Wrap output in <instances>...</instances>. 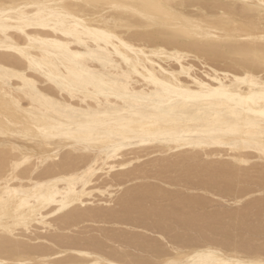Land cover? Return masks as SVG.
I'll return each instance as SVG.
<instances>
[{
	"label": "snow or ice",
	"instance_id": "snow-or-ice-1",
	"mask_svg": "<svg viewBox=\"0 0 264 264\" xmlns=\"http://www.w3.org/2000/svg\"><path fill=\"white\" fill-rule=\"evenodd\" d=\"M186 9H193L192 15L197 18L181 16L180 13ZM65 10L75 11V14L84 16L88 24L105 29L99 33L106 46L101 49L105 56L99 62L105 67L111 65L116 70L117 79L108 81L102 70L93 73L103 89L92 93L89 86L87 93H92L97 99L114 95L117 99L127 100L130 97L137 100L143 97L141 102L151 101V96L131 92L125 81L130 79V72H135L143 62H151L150 57L165 55L162 49L155 46L157 43L177 40L201 49L197 55L205 63L217 59L229 65L238 76L244 77L237 83L256 82L253 76L245 73L259 71L258 84L264 90V0H192L191 3L179 0L177 3L169 0H86L79 4L0 0V50L13 44L9 40L10 31L22 33L28 44L24 47L12 46L11 50L35 63L29 56L28 48L37 38L29 35L27 29L53 24L62 18ZM79 24L83 25L84 21H79ZM145 53L148 55L145 56ZM0 55L6 56L7 52L0 51ZM115 57L120 58V64L115 62ZM122 65H127L129 72H124ZM136 74L139 75L138 72ZM169 76L171 80L167 83L154 77L153 82L158 86L157 95L161 89L170 94L166 98V106L161 103L158 110L163 111L165 119L174 126L163 127L157 118L155 123L137 127L134 121L123 119L116 121L119 134L116 131H105L103 134L104 155L107 157L105 164L116 159L118 154L120 157V170H111L112 177L128 174L126 180H114L115 187L102 193L106 203L101 202L96 207L95 200H92L90 205L80 208V198L91 194L77 193L59 202L55 210H50L53 219L45 220L35 211L26 218L13 217L8 210L9 200L0 198V264H92L71 256L63 246L57 247L59 240L55 239L52 247L60 258H26L16 251L30 239L26 233L33 231V223L43 224L50 238L71 237L85 230L84 224L65 220L69 213L77 211L106 217L102 223H97L96 228L87 230L99 239L106 238L115 254L95 264H187L183 259V246L178 240H172L168 231H145L139 224L108 218L113 214L137 219L155 217L177 233L192 227L218 229L227 234L232 254L239 255V259H212L210 264H264V135L258 143L251 144L254 154L250 156L238 152V143H229L228 146L236 150L232 153L236 156L235 162L229 161L228 170H218L215 165L221 162L198 149L208 143L225 142V138L207 130L183 131L179 118L195 103L227 95L228 90L223 85L211 89L197 81L200 91H185L183 86L175 83L174 74L169 73ZM7 81L8 74L0 73V86L6 88ZM87 93L81 89L85 99ZM67 111L71 113L74 110L68 108ZM112 111L120 115L118 110ZM99 113L109 115L102 100L100 107L80 113L79 119L69 127L59 129L61 139L58 142L50 139L47 126L37 128L33 125L24 129L0 127V186H6L18 176L17 169L21 165H25L28 171H32L34 166L37 170L34 174L39 175L46 168L70 164L79 154L101 147L97 143L100 129L110 125L100 124ZM261 123L264 126V121ZM14 136L31 141L33 149L19 147L11 139ZM65 144L67 151L62 150ZM157 144L160 146H155ZM182 146L197 151L184 156L180 150ZM245 146H249L248 141ZM148 152L152 155L149 156ZM41 164L45 168H41ZM109 170L107 167L103 169ZM165 176L172 178L165 179ZM201 181L219 189L204 208L194 203L197 200L195 195H187ZM233 191L237 194L230 195ZM69 200L76 205L75 208H68ZM48 202L55 201L50 199ZM106 230L112 235L105 237ZM153 243L167 246L170 251L165 255H153L150 251ZM257 244L259 257L249 251L254 250ZM209 255L217 257L222 253L210 251Z\"/></svg>",
	"mask_w": 264,
	"mask_h": 264
},
{
	"label": "bare ground",
	"instance_id": "bare-ground-1",
	"mask_svg": "<svg viewBox=\"0 0 264 264\" xmlns=\"http://www.w3.org/2000/svg\"><path fill=\"white\" fill-rule=\"evenodd\" d=\"M3 2H12V0H3ZM14 2H21V0H14ZM47 2L79 4L85 3L86 0H47ZM169 2L177 3L178 0H169ZM179 2L191 3L192 0H179ZM202 2H208V0H202ZM192 12L193 9H186L180 15L196 19ZM79 21H84V24H79ZM104 31L103 27L88 24L84 16L75 14V11L65 10L62 18L55 23L27 29L29 35L37 38L31 42L32 47L28 48L29 56L35 63H30L28 59L11 50L12 46L24 47L28 44L27 38L22 33L10 31L9 40L13 44L0 50L7 52L6 56L0 55V73L8 74L6 88L0 86V127L24 129L33 125L37 128L47 126L50 139L58 142L61 139L58 130L69 127L79 119L80 113L100 107V100L103 101L105 111L109 115L99 113L98 121L100 124L110 125L109 128L100 129V139L97 143L101 147L92 152L79 154L78 158L70 164L46 168L39 175L34 174L37 171L34 166L32 171H28L25 165H21V168L17 169L19 175L13 177L6 186H0V198L9 200L8 210L13 217L26 218L35 211L41 218L52 220L50 210H55L59 202L77 193L91 194L80 198V208L90 205L92 200H95L96 207H99L101 202L106 203V199L101 197L102 193L107 192L108 187L115 185L114 180H126L128 174L118 175L107 182L104 181L102 185L93 184V180L98 177L94 178L97 172L108 174L111 170H120L119 159H117L119 154L116 159L105 164L107 157L104 155V132L116 131L119 134V125L116 121L123 119L134 121L137 127L155 123L157 118L163 127L174 126L171 121L165 119L163 111L158 110L161 103L166 106V98L170 94L161 89L160 94L157 95L158 86L153 82V77L155 80L167 83L171 80L169 73H172L175 75V83L183 86L185 91H200L197 81L208 85L211 89L223 85L228 90L227 95L195 103L179 118L183 131L207 130L225 138V142L208 143L198 149L222 159L221 163L215 165L218 170H228L229 161L235 162L236 156L232 153L236 150L229 147V143H238L240 145L238 152L250 156L254 154L251 144L258 143L264 135V126L261 123L264 121V116H261V113H264V90L258 84L259 71L245 73V75L253 76L256 82L237 83L244 80L243 76H238L237 71L217 59L203 62L197 55L201 49L191 47L181 40L157 43L155 46L162 49L165 55L150 57L151 62H143L135 72H130V79L125 81L131 92L151 96V101L141 102L143 97L137 100H132L130 97L127 100L117 99L114 95L100 96L97 99L92 93L101 91L103 85L92 74L102 70L108 81L114 82L117 79L116 70L111 65L105 67L99 62L105 56L101 49L106 46L103 44V37L99 35ZM21 40L24 41L23 44ZM147 55L148 53H145V56ZM115 62L120 64V58L115 57ZM122 68L124 72H129L127 65H122ZM137 72L139 75L136 74ZM120 75L123 76V73ZM89 86L92 88V93H87ZM81 89L87 93V99L81 95ZM68 108L74 111L69 113ZM114 109L118 110L120 115L112 111ZM11 139L17 142L19 147L30 151L34 147L31 141L24 140L22 137L14 136ZM246 141L249 142V146H245ZM157 146L160 145L157 144ZM52 150L55 151V148ZM62 150H68L66 144ZM124 150L121 149V151ZM180 150L184 156L197 151L195 148L184 146ZM105 167L110 170L103 171ZM41 168H45V165L41 164ZM169 178L172 177L165 176V179ZM196 188L213 196L219 191L215 185L204 181L199 182ZM190 192L193 193L192 190ZM229 194L237 193L233 191ZM96 195L100 197L94 199ZM195 196L197 197L195 204L201 208L208 206L211 197ZM50 199L55 202L49 203ZM75 207L76 205L69 200L68 208ZM105 218L103 215L92 216L78 211L69 213V217L65 220L70 219L86 226L85 230L71 237L50 238V233L45 231L43 224L33 223V231L26 233L30 239L16 251L26 258L46 256L60 258L59 253L52 247L55 239L59 240L57 247L63 246L66 252L78 260L91 261L92 264L96 261H106L115 254L113 247L106 238L99 239L87 230L96 228L97 223H102ZM108 218L129 224H139L145 231L152 229L168 231L172 240H178L183 246V259L187 264H210L212 259H239V255L232 254L227 234L218 229L192 227L177 233L174 228H170L155 217L137 219L123 214H113ZM111 235L112 233L106 230L105 237ZM158 236L159 232L156 233L157 239ZM150 251L153 255H165L170 249L153 243ZM210 251H218L222 255L211 257ZM249 251L259 257L258 244L254 250L249 249Z\"/></svg>",
	"mask_w": 264,
	"mask_h": 264
},
{
	"label": "rangeland",
	"instance_id": "rangeland-1",
	"mask_svg": "<svg viewBox=\"0 0 264 264\" xmlns=\"http://www.w3.org/2000/svg\"><path fill=\"white\" fill-rule=\"evenodd\" d=\"M155 146H157V145H155ZM158 147V146H157ZM124 151H126V149L124 150ZM149 156H151L152 155V153L151 152H148L147 153ZM120 157L118 156V158L117 159H119ZM211 158L212 159H214V160H216V161H220V160H222V159H220V158H218V156H211ZM217 158V159H216ZM102 173V174H101ZM98 176V177H97ZM97 177V178H96ZM102 177V178H101ZM94 178H96V179H94L93 180V184L95 183V184H98V185H102L103 183H105V182H107V181H109L111 178H114V177H112V175H111V172H109L108 174H105V173H103V172H97V174L94 176ZM103 181V182H102ZM105 181V182H104ZM98 182V183H97ZM113 187H115V185L114 186H112V187H108V189H111V188H113ZM195 190V191H194ZM192 191H193V193L192 192H189L187 195H194V193H195V195H198V196H202V197H206V198H209V197H211V198H214L215 196H213L212 194H209L208 195V193H206V192H204V191H202L201 189H192ZM198 193H197V192ZM201 192H203V193H201ZM96 194V193H95ZM205 194V195H204ZM207 194V195H206ZM209 196V197H208ZM96 197V198H95ZM98 197H100V195L98 196V195H96V196H94V199H97ZM103 199H106L105 198V196H101ZM211 198H209V199H211ZM38 225V224H37ZM39 231H41V229L39 230ZM82 235V234H81Z\"/></svg>",
	"mask_w": 264,
	"mask_h": 264
}]
</instances>
